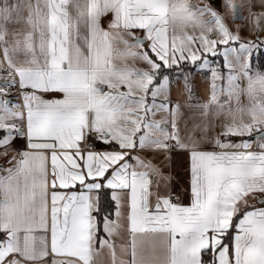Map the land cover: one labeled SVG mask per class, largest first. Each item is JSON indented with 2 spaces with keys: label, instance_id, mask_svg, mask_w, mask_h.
Instances as JSON below:
<instances>
[{
  "label": "snow or ice",
  "instance_id": "1",
  "mask_svg": "<svg viewBox=\"0 0 264 264\" xmlns=\"http://www.w3.org/2000/svg\"><path fill=\"white\" fill-rule=\"evenodd\" d=\"M223 7L240 18L233 0ZM238 41L208 3L0 0V71L10 77L0 85V153L10 165H0V264H264L255 45L223 49L229 75L219 92L224 78L211 69L201 114L217 117L218 137L208 121L197 125L200 139L182 137V106L168 99L166 69L186 60L208 68L206 54ZM17 84L22 102L12 103L7 88ZM173 151L189 155L187 204L155 162ZM256 194L261 207L248 203Z\"/></svg>",
  "mask_w": 264,
  "mask_h": 264
},
{
  "label": "rangeland",
  "instance_id": "2",
  "mask_svg": "<svg viewBox=\"0 0 264 264\" xmlns=\"http://www.w3.org/2000/svg\"><path fill=\"white\" fill-rule=\"evenodd\" d=\"M255 4H259L261 6L258 10L251 9V0H233V3L240 7V10L243 15V19L240 21H236L234 19L233 14L225 10L216 8L222 16H224V21L227 24L229 30L233 35L239 36L238 42H229L228 45H217V55L213 56L211 53L206 54V58L209 61V67L204 69H199L194 66L190 61H181L180 66L173 69H166L165 71L170 76V93L168 99L171 101L174 106L175 103L180 104L182 107V123H186L190 121V125L185 127L184 130H187V135H195L197 139H200L205 133L201 132L197 127L198 124L204 121H208L211 123L212 127L210 129V135L216 136L220 131V123L217 117L210 114L208 116H203L201 106L208 103L211 95V85L213 83V77L211 69L215 68L220 76L224 79L223 81L217 79L215 81L217 85V89H219L223 85L227 86V76L229 75V69L224 67V58L220 53L223 51L225 47H239V43H251L255 45L252 48L251 55L248 57V62L250 64L251 70L253 74H255L256 70L251 66V58L254 53H256L260 48L264 47V0H253ZM189 3L195 4L198 7H202L201 1L195 0ZM252 10V11H251ZM229 59H233L229 57ZM199 64V61L197 62ZM237 70L239 69V65H236ZM184 76L188 77L189 88L185 87V81L183 79ZM9 76H3L2 71H0V85L3 81L9 80ZM226 97L223 95L219 96V99L223 100ZM161 98H158V101ZM242 103L247 104L248 100L246 97H242ZM17 103V102H16ZM233 106H235V102L233 101ZM186 110V112H185ZM187 112L190 118L186 117ZM167 113H159L155 117L159 120L162 117L167 118ZM187 115V116H188ZM167 125H165L166 127ZM179 130L181 133L184 130L179 125ZM256 133H253L255 135ZM252 135V136H253ZM249 137H232V140L239 141L241 139H248ZM254 138V137H253ZM202 148L207 151H212L213 147L209 144H203ZM256 149V144L253 145V150ZM178 181L180 183L179 187L181 189L187 190L188 181H189V168H190V160L186 159L185 161H181L176 165ZM180 196V195H178ZM186 197V192H185ZM260 194H256L255 198H250L248 203L250 206L261 207L259 204Z\"/></svg>",
  "mask_w": 264,
  "mask_h": 264
},
{
  "label": "crops",
  "instance_id": "3",
  "mask_svg": "<svg viewBox=\"0 0 264 264\" xmlns=\"http://www.w3.org/2000/svg\"><path fill=\"white\" fill-rule=\"evenodd\" d=\"M191 1V0H190ZM199 1H201V4H205V3H208V4H210L211 6H213V7H217V8H220V9H222L223 8V0H199ZM192 2V1H191ZM251 9H253V10H258V9H260L261 8V6L259 5V4H255L254 2H253V0H251ZM195 5V4H194ZM264 8H262V10H263ZM252 11V10H251ZM5 68H6V65H5ZM3 75V74H2ZM4 76V75H3ZM5 77V76H4ZM4 82V81H3ZM2 82V83H3ZM1 83V85H3ZM0 98H2V97H0ZM18 103V102H17ZM177 103H175V105H176ZM181 112H183L182 111V109H181ZM185 112H186V110H185ZM189 113L187 112V114H186V117H188V119L190 118V116L188 115ZM188 115V116H187ZM154 119H156V120H158L156 117H153ZM182 119L183 118H180L179 120H178V127H179V125H180V127L183 129L184 128V125H185V127H187V125L189 126L190 125V121L189 122H186L185 124L184 123H182ZM166 128H169L170 129V125H167L166 126ZM184 130V129H183ZM221 132V131H220ZM220 132L216 135V136H214V135H211L212 137H218L219 136V134H220ZM181 133V132H180ZM205 135V134H204ZM253 135V134H252ZM256 135V134H255ZM255 135H253V136H255ZM181 136L182 137H187L188 135H187V130H184V132L183 133H181ZM203 144H209L207 141H204L203 143H202V145ZM202 145H201V147H202ZM254 145V144H253ZM24 141L21 139L17 144H16V147H18V148H24ZM254 150H256V149H254ZM167 155H169L170 157H171V159L170 160H168V161H164V156L163 155H160L159 156V158L155 161L157 164H160L161 162H164L163 163V169H164V175L168 178V190L170 191V192H172L173 193V195L174 196H178V195H180L179 197H180V199L182 200V202L183 203H185V204H187L188 203V200L185 198V192H187V190H185V189H181L180 187H179V185H180V183H179V181H178V179H177V177H178V174H177V168H176V165L179 163V162H181V161H185L186 159H188L189 160V155H188V153H185V152H177V151H173V152H171V153H168ZM148 158L149 159H151L152 158V155L151 154H149V156H148ZM9 159V156H0V165H2V166H10V165H7L6 164V161ZM188 173H189V171H188ZM158 179V178H157ZM113 203V210L112 211H114V202H112Z\"/></svg>",
  "mask_w": 264,
  "mask_h": 264
},
{
  "label": "trees",
  "instance_id": "4",
  "mask_svg": "<svg viewBox=\"0 0 264 264\" xmlns=\"http://www.w3.org/2000/svg\"><path fill=\"white\" fill-rule=\"evenodd\" d=\"M251 66L258 72H264V47L260 48L253 54L251 58ZM104 209L106 213L113 210V203L110 201V196L105 201Z\"/></svg>",
  "mask_w": 264,
  "mask_h": 264
},
{
  "label": "built area",
  "instance_id": "5",
  "mask_svg": "<svg viewBox=\"0 0 264 264\" xmlns=\"http://www.w3.org/2000/svg\"><path fill=\"white\" fill-rule=\"evenodd\" d=\"M191 1L194 2L195 0H191ZM2 74L4 76H9L7 71H2ZM7 81L8 80L4 81V84H6ZM18 91H19L18 84H17L16 87H8L7 88V97H10L11 98L12 103H16V102L21 103L22 102L19 99V97H18ZM0 156H5V155H3L2 153H0Z\"/></svg>",
  "mask_w": 264,
  "mask_h": 264
},
{
  "label": "water",
  "instance_id": "6",
  "mask_svg": "<svg viewBox=\"0 0 264 264\" xmlns=\"http://www.w3.org/2000/svg\"><path fill=\"white\" fill-rule=\"evenodd\" d=\"M238 16L240 17V18H234L236 21H240V20H242L244 17H243V15H242V12H241V10H240V7L238 8ZM2 84H4V82L2 83ZM10 101H11V98L10 97H7ZM12 102V101H11ZM255 137V136H254Z\"/></svg>",
  "mask_w": 264,
  "mask_h": 264
}]
</instances>
